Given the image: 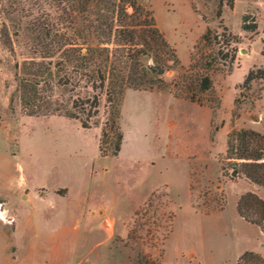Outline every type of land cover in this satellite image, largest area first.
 <instances>
[{"label":"rangeland","instance_id":"374dc122","mask_svg":"<svg viewBox=\"0 0 264 264\" xmlns=\"http://www.w3.org/2000/svg\"><path fill=\"white\" fill-rule=\"evenodd\" d=\"M138 2L179 66L149 75L160 88L123 89L121 149L103 157L111 81L138 84L134 71L152 60L131 62V46L117 34L91 62L63 49L45 57L37 29L64 31L60 8L0 0V264H137L143 255L160 264H239L246 251L264 254V233L236 209L247 193L264 201V188L242 174L250 161L227 156L232 134L264 136V0ZM206 30L215 37L203 51L223 60L203 73L190 66ZM202 75L211 88L200 93ZM99 202L109 204L119 229L133 212L121 232L101 238L76 222ZM257 213L258 206L246 212L253 220ZM242 264L264 259L246 256Z\"/></svg>","mask_w":264,"mask_h":264},{"label":"trees","instance_id":"16d2710c","mask_svg":"<svg viewBox=\"0 0 264 264\" xmlns=\"http://www.w3.org/2000/svg\"><path fill=\"white\" fill-rule=\"evenodd\" d=\"M43 1L56 4L57 8H60L63 23L66 24L64 31L53 26H41L37 29V40L40 47L44 50L43 54L45 57H50L53 53L63 49V51L70 53H78L81 63L85 60L91 62L101 54L99 45L107 44L112 36L117 34L119 37L123 36V45L131 46V53L129 51L128 56L131 62L138 61V58L144 55L148 56L153 62V66L142 68L141 74L134 71L135 75L133 76L136 77L138 84H134L135 82L128 83V81L120 80L117 77L110 83V89H108L107 93L108 103L110 104V118L106 123V127L108 126V132L113 134V137L112 141H106L105 139L109 135H107L108 132L106 130L103 131L99 151L103 157H116L120 152L123 140V135L117 123L119 119L118 106L122 98L123 89L128 87L152 90L154 84H157L156 88H160L163 84L162 81L157 79L154 81L156 83H153L149 75L153 74L157 76L156 78H159L170 68L168 63H171L172 67L179 66L175 52L165 41L162 33L158 31L151 13L138 0ZM128 10H131V13H128ZM244 28L250 31L255 30V26ZM212 37H215L212 32L206 30L199 39L195 46V54L191 60V69L198 68L204 73L223 60V57H219V53L207 54L203 51L204 47L211 45ZM138 39H140L139 43L136 42ZM60 42H63L64 45H59ZM52 44H56V46ZM137 44H140L142 49H132ZM82 45L85 47H82ZM82 50H85L84 54H81ZM250 76L251 73L246 81L250 79ZM195 88L200 93L209 91L211 82L208 76H200ZM190 101H194V98L190 97ZM113 103L115 106L112 105ZM52 112H60V109L52 110ZM83 126L85 127V124ZM231 139L232 141L228 142L229 146L227 148L228 159H231L233 155L237 160L250 161L243 164L242 174L253 184L264 188V163L260 162L264 160V136L254 131H239L232 134ZM103 145L108 146L105 148ZM255 206H258V220H253L246 214L247 211L254 209ZM236 209L247 223L258 227L264 233L263 200L253 193H247L239 199ZM246 256H256L261 259L253 253L246 252L240 257L239 264L243 263ZM137 264L160 263L143 255L139 257Z\"/></svg>","mask_w":264,"mask_h":264},{"label":"crops","instance_id":"0c3cea01","mask_svg":"<svg viewBox=\"0 0 264 264\" xmlns=\"http://www.w3.org/2000/svg\"><path fill=\"white\" fill-rule=\"evenodd\" d=\"M57 188H63L66 190L65 198L69 196V189L66 186H59ZM43 189L44 188H41L40 190H43ZM147 195L145 196V198L143 199L142 202L138 203V205L135 207V209L133 211H135L137 208H139L144 203V201L147 198ZM37 199L43 200L44 197L37 196ZM84 199L87 201V196H85ZM132 213L130 214L129 218L125 222L122 223V225L119 229L117 227L119 222L117 221L115 215L112 213V209L109 206V204L99 202L96 205L90 206L89 208H85V207L82 208L79 212V216L81 219H77L76 222H80L83 220L87 223H90L92 225V227H91L92 232L99 233L100 237L102 238V237L106 236L107 234L112 235V234H115L117 232H121L123 224L129 222ZM71 217L74 219V218H76V215H74L72 213ZM122 236L126 237L127 231H125L122 234ZM98 244H100V243H98ZM98 244H96L95 247H97ZM246 252L256 254V255H258L264 259V254L261 253L260 251H246Z\"/></svg>","mask_w":264,"mask_h":264}]
</instances>
